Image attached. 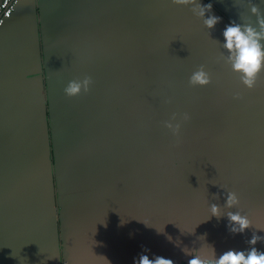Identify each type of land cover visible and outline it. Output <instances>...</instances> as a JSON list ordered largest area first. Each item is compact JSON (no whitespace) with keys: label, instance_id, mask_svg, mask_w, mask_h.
<instances>
[{"label":"crops","instance_id":"crops-1","mask_svg":"<svg viewBox=\"0 0 264 264\" xmlns=\"http://www.w3.org/2000/svg\"><path fill=\"white\" fill-rule=\"evenodd\" d=\"M210 1L230 22L242 23V15L255 26L248 0ZM144 2L21 0L0 27V264H133L141 254L186 263L184 247L210 254L208 244L218 258L248 250L253 233L264 237L257 229L264 228V71L249 90L218 62L227 52L216 41L230 22L169 29L150 23ZM251 3L264 15V0ZM163 55L169 79L154 73L152 87L180 99L202 148L190 151L185 167L133 165L129 150L127 166L82 164L105 141L128 144L127 113L144 89L130 85V60L146 63L137 65L145 78L148 62ZM200 65L211 83L189 86ZM86 75L90 90L66 96L68 82ZM228 191L238 207L224 208ZM211 204L247 214L252 226L230 233L226 216L208 219ZM254 247L263 251L264 240Z\"/></svg>","mask_w":264,"mask_h":264},{"label":"clouds","instance_id":"clouds-1","mask_svg":"<svg viewBox=\"0 0 264 264\" xmlns=\"http://www.w3.org/2000/svg\"><path fill=\"white\" fill-rule=\"evenodd\" d=\"M171 3L178 6L192 5L190 8L191 12L202 19L203 25L207 29H212L221 19L211 14L213 7L211 2L201 5L198 0H171ZM248 7L251 15L256 17L255 26H253L250 18L239 15L242 23L230 22L222 32L223 43L216 42L227 52V55H224L223 52L220 54L218 62L222 61L225 65L230 66L231 71L238 74L241 84L251 90L257 87L258 77L264 71V43H262L264 41V15L261 14L257 5L251 3V0H248ZM206 13H208L207 18H205ZM92 83V77L86 75L83 79L69 81L63 91L68 97L78 96L82 92L87 93ZM210 83L211 74L205 70L204 65H200L188 80L189 86L192 87H204ZM233 99H241L240 94H234ZM166 103H171V99L167 100ZM189 119L190 115L187 112H173L168 120L163 121V127L179 140L181 125ZM239 204L237 193L228 191L224 208L232 209L233 207H238ZM208 210V219L213 216L218 219L226 216L229 222L228 230L232 234H242L245 229L252 226V221L247 214L242 215L240 211L222 213L221 206L217 204H211ZM143 223L149 226L145 222ZM257 229L264 230V228ZM199 238L204 240L205 237L201 236ZM167 239L171 242L172 238L169 236ZM262 240H264V237L253 233L251 239L247 241L248 245H250L248 250H228L223 252L218 258L214 248L208 244L205 245L211 249L210 254L203 251L205 247L203 245L199 249L194 250L184 247L182 251L185 255L191 256L188 264H264V251H258L254 247L258 241ZM176 245L179 246L178 240ZM133 264H174V261L162 256H155L150 259L148 255L141 254L138 260L134 259Z\"/></svg>","mask_w":264,"mask_h":264},{"label":"water","instance_id":"water-1","mask_svg":"<svg viewBox=\"0 0 264 264\" xmlns=\"http://www.w3.org/2000/svg\"><path fill=\"white\" fill-rule=\"evenodd\" d=\"M198 2L201 5H204V4H207L211 1L210 0H198ZM144 4H145L144 10L146 12L150 11V12H147V14L152 12L151 15H148V16H150V19H149L150 23L159 24L160 22H162V23L168 22L170 24L164 23V24L168 25L167 28H169V29L175 28V29H179L181 31H184V30L196 31V29L201 28V27H198L196 25L199 23H203L202 19L196 17L191 12L190 8L192 7V5L178 6V5L172 4L171 0H145ZM212 5H213V3H212ZM154 9H157V10L154 11ZM211 14L220 17L222 20L228 21V23L230 22V20L227 18V16L225 14H222L218 10V8H216L214 5L212 7ZM207 15H208V13L205 14V18H207ZM154 16H155V18H154ZM114 54L117 55V53H114ZM137 65H139V66L142 65V67H143V63L137 62L136 59L130 60V69L133 67L135 68L134 74H135L137 79L140 78L139 81H141V85H143L144 89H142L143 92L140 91L141 98H140L139 104L132 106L133 108H131V106H130V109L128 110V113H127L128 120H129V128H128V133H127L125 138H126V140H128V144H125L122 146H119L118 144L114 145V147L117 148L116 152L118 153L120 151V149L129 150L130 151V157H131L130 160L133 162V165L134 164L146 165V166H150V165H152V166L153 165L171 166V165H174V167H181V166L185 167V165L187 164V161L191 159L189 157L187 158V155H189L191 153L190 151L202 148L200 145L201 143L191 140L192 135H194V133L192 132V127L187 125L186 122H183L181 125L179 140H177V138H175V137L172 138V141H173L175 146L180 147V144H182L183 148L180 147V149H175L173 151L172 150H165V151L162 150V152H158L166 158L165 160H163L164 161L163 163H161L158 159H154V158L150 157V155L153 153H156V151H152L150 149L149 150L143 149V143H142L143 139L148 137L152 133L150 131H151V128L152 129L154 128V126H156L158 129V135L160 138V142L162 143L161 137L159 134L160 128H158L159 127V119L161 116L165 118L164 119V121H165V120L169 119V117L171 116V114L173 112L184 113L186 111H184V109H182L183 103H181L180 99L176 95L174 96L173 94L169 93L168 91H164L163 87L162 88H160L159 86L152 87V81H153L152 75L149 76L146 73V77L144 78L141 73H138ZM168 72H170V70L166 69V72L164 73L167 76V79H169V76H170V74L168 75ZM114 75H116L115 72H114ZM128 80L130 82L131 78H128ZM136 84H133V87ZM130 85H132V83H130ZM147 98H149L151 100L149 102H147ZM169 99H171V103H166V101ZM151 102L156 106H154L152 104H148ZM179 105H181V106L179 107ZM160 106H163V109H164V107H166V110L168 113L167 114L165 113V115L159 114L160 116L154 115V113H152L151 110H157L156 107H160ZM143 107H145V108H143ZM149 110L151 111V118L145 117L146 112ZM116 119H118V121H120V116L118 115V113H116V116L114 119H112V121L114 122ZM131 124L134 125L133 127H135V124H136L137 128L135 127V129H134L132 127V129H133L132 130ZM185 130H186V132H185ZM184 132H185L186 137H185V140L183 141L181 139V135H183ZM130 142H131L132 146L129 148ZM44 159H46V158H44ZM59 161L62 162V160H59ZM136 162H138V163H136ZM57 164H58V162H57ZM186 263H188V262H186Z\"/></svg>","mask_w":264,"mask_h":264},{"label":"rangeland","instance_id":"rangeland-1","mask_svg":"<svg viewBox=\"0 0 264 264\" xmlns=\"http://www.w3.org/2000/svg\"><path fill=\"white\" fill-rule=\"evenodd\" d=\"M155 10H157V9H155ZM154 18H155V16H154ZM152 25H156V24H152ZM154 33L155 34H160L161 33L160 28L157 31H154ZM149 39H151V37H147V40H149ZM168 39H170V40L173 39V36H172L170 31H168ZM130 53H136V51L133 50V49L132 50L130 49ZM165 58H166V56L164 57V55H163L161 57H157L155 59V61L152 60V61L148 62V66L149 67L146 70L147 75L150 76V75H152L154 73H160L161 74V73H163L164 70L166 71V69L169 68L170 64H169L168 60H166ZM143 66H145L144 63H143ZM190 68L193 69L192 66H190ZM134 73H135L134 71H131L130 72V76H128V78H131V81H130V83H132L131 87H133V84H136L139 81V79H140V78L137 79ZM129 97H130L131 101L136 102L137 101L136 98L138 97V95H135V94L130 95L129 94ZM140 98H141V96H140ZM131 106H133V105L131 104ZM150 110L146 112L145 117L151 118V111H152V113H154V115H159V114L165 115V113L166 114L168 113L167 110H166V107H164V109L162 107V109L151 110V111ZM116 113H117L116 109L112 108L110 117L114 119L115 116H116ZM97 116L99 118L103 117V116L100 115L99 111L97 112ZM164 119H165L164 117H162V116L160 117V119H159V127H158V128H160L159 134H160L162 143L160 142V138H159V135H158V129H157L156 126H154L153 129L151 128L150 132H152V133L148 137L144 138L143 142H142L143 143V149H145V150L146 149H148V150L150 149L152 151H156V153L151 154L150 157L154 158V159H158L161 163H163L164 162L163 160H165L166 158L164 156H162V154H160L158 152H162V150H164V151L165 150H172L173 151L175 149H180V147L183 148L182 144H180V147L174 145V143L172 141L173 136L171 135L169 130H167L166 128L163 127ZM133 126L134 125L131 124V129H132ZM135 127L137 128L136 124H135ZM135 127H133V128L135 129ZM185 132H186V130H185ZM185 132H184L183 135H181V139L183 141L185 140V137H186L185 136ZM214 132H215V130H212V133H214ZM229 132L231 134H233L232 131H229ZM131 146H132V144L130 142L129 143V148ZM97 148H98V150H95L93 153L97 154L98 156H100L101 154H104L105 152H107V154L112 156L113 150L117 149V148L114 147V144L111 145L110 141H105L103 143V145L101 143ZM93 153H92V156H91V155H89L90 154L89 152H85L84 156H86V158L83 159L82 164H84V165H86V164L95 165V164H97L98 161L99 162H101V161L106 162V160H107L109 162V161H114L115 160V162L117 164L127 166V163H128L127 155L128 154H125L124 149H120L118 156H116V158L112 157V159H110L111 157L108 158V156H106L104 159L103 158H99V157L97 158V156H95ZM68 163L70 164L69 159L68 160L67 159H63V161H62L63 165H68Z\"/></svg>","mask_w":264,"mask_h":264},{"label":"built area","instance_id":"built-area-1","mask_svg":"<svg viewBox=\"0 0 264 264\" xmlns=\"http://www.w3.org/2000/svg\"><path fill=\"white\" fill-rule=\"evenodd\" d=\"M21 0H0V27L3 22L9 18L15 5ZM264 251V250H263ZM174 264H188L185 262H179Z\"/></svg>","mask_w":264,"mask_h":264},{"label":"trees","instance_id":"trees-1","mask_svg":"<svg viewBox=\"0 0 264 264\" xmlns=\"http://www.w3.org/2000/svg\"><path fill=\"white\" fill-rule=\"evenodd\" d=\"M149 131V130H148Z\"/></svg>","mask_w":264,"mask_h":264}]
</instances>
